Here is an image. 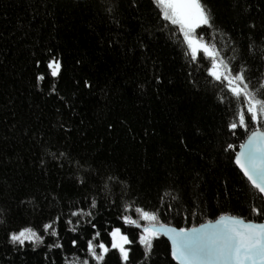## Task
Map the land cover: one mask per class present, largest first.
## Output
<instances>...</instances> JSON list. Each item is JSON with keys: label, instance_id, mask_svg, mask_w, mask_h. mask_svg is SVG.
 Listing matches in <instances>:
<instances>
[{"label": "trees", "instance_id": "1", "mask_svg": "<svg viewBox=\"0 0 264 264\" xmlns=\"http://www.w3.org/2000/svg\"><path fill=\"white\" fill-rule=\"evenodd\" d=\"M201 3L210 25L197 36L264 99V0ZM211 64L155 0H0V264H176L165 238L149 251L125 223L147 226L137 208L182 229L263 221L235 156L264 117L253 123ZM242 109L251 131L229 127ZM25 228L42 242L13 243ZM115 228L132 241L127 261L111 248ZM90 240L97 254L109 247L103 261Z\"/></svg>", "mask_w": 264, "mask_h": 264}, {"label": "snow or ice", "instance_id": "2", "mask_svg": "<svg viewBox=\"0 0 264 264\" xmlns=\"http://www.w3.org/2000/svg\"><path fill=\"white\" fill-rule=\"evenodd\" d=\"M155 3L160 7L165 20H168L172 25L179 26L192 58L194 60L197 58L198 51H203L207 57L211 58L210 75L216 81H225L237 101L241 102L242 100L245 104L251 121L259 123V119L264 117V99L256 98L248 90L243 71L233 75L232 70L223 60L216 59L219 53L213 51L208 44L202 42V38L198 39L195 35L197 28L202 25H210V14L201 0H155ZM48 67L51 70V76L59 75L60 63L58 60L50 61ZM43 79V76L38 77V80ZM229 127L233 130L242 127L246 131H251L243 109L238 112V123H231ZM231 147L229 145V148ZM241 147L244 150L237 156L236 163L254 188L260 194H264V131H253L247 144ZM93 207H95L94 201ZM135 211L139 213L140 220L148 222L147 226L142 228L140 243L150 251L154 238L161 233L169 234L173 244L172 255L180 264H264V224L221 217L216 225L211 226L210 231L207 229H192L190 232L184 229L177 231L165 228L164 225H158L156 213H150L140 208ZM254 211L259 214V210L254 209ZM80 214V212L71 213L73 216ZM87 215H91V213H87ZM123 219L127 224L137 228L142 227L137 220L130 217L125 216ZM68 223L71 224L72 221L69 220ZM93 227L95 226L93 225ZM52 228V224L44 226L45 232ZM50 234L55 236L57 232L53 229ZM99 235L97 232L96 236ZM110 236L112 238L111 248L118 249L123 260L127 261L128 249L125 248V245L131 244L132 241L128 239L127 235L122 234L119 228L114 229ZM10 239L13 243L23 245L25 241L42 242L43 238L35 230L25 228L18 233L11 234ZM98 247L101 250L100 254H97L93 242L91 240L88 242L89 253L97 262H101L110 249L104 243H100Z\"/></svg>", "mask_w": 264, "mask_h": 264}, {"label": "water", "instance_id": "3", "mask_svg": "<svg viewBox=\"0 0 264 264\" xmlns=\"http://www.w3.org/2000/svg\"><path fill=\"white\" fill-rule=\"evenodd\" d=\"M253 131H264V130L259 129V128H256V129L252 130V131L248 134V136L246 137V139L244 140V142L242 143V145H246V144H247L248 139H249V137L251 136V134H252ZM242 145H241V146H242ZM243 150H244V149H242V147H240V148L238 149V152L236 153V156H235V163H236L237 156H238L239 153H240L241 151H243ZM236 165H237V167L239 168V170L242 172V174L244 175L243 170L240 168V166H239L237 163H236ZM244 177L249 181V179H248L245 175H244ZM249 183L252 185V183H251L250 181H249ZM252 186H253V185H252ZM253 187H254V186H253ZM261 195H262V197L264 198V194H261ZM221 217H224V218H237V219L244 220L245 222H251V223H255V224H264V220L261 221V222H256V221H253V220H245V219H243V218H241V217H237V216H234V215H221V216H219V217H217V218H215V219H213V220L205 221V222L200 223V224H198V225H196V226L189 227V228H185L184 230L190 232L192 229H207V230L210 231V230H211V226L216 225L217 222L220 220ZM158 225H164L165 228L175 229V230H177V231H179L180 229H182V228L176 227V226L171 225V224H158ZM142 228H143V227H141L140 229L142 230ZM159 236H161V237H163V238H165V239L167 240V242L169 243V246H170V254H171L172 259L174 260V262H175L176 264H180V262L177 261V260L173 257V255H172L173 244H172V240H171L170 235H169V234H165V233H161Z\"/></svg>", "mask_w": 264, "mask_h": 264}, {"label": "rangeland", "instance_id": "4", "mask_svg": "<svg viewBox=\"0 0 264 264\" xmlns=\"http://www.w3.org/2000/svg\"><path fill=\"white\" fill-rule=\"evenodd\" d=\"M203 26V25H202ZM179 27V26H178ZM198 29V28H197ZM197 29H196V31H197ZM181 34H182V36H183V33L181 32ZM195 35L197 36V34L195 33ZM183 38H184V36H183ZM197 38L199 39V36H197ZM185 40V39H184ZM202 42L203 43H205L203 40H202ZM206 44V43H205ZM186 45H187V43H186ZM187 47H188V45H187ZM210 47V46H209ZM211 48V47H210ZM212 49V48H211ZM188 50H189V52H190V49H189V47H188ZM213 50V49H212ZM214 51V50H213ZM200 52H202L203 53V51H198V53H200ZM190 54H191V52H190ZM204 55H206L205 53H203ZM216 59L217 60H222L221 58H218V57H216ZM211 61H212V59H211ZM211 67H212V64H211ZM211 69V68H210ZM210 69H209V73H210ZM221 71H223V69H221ZM116 229V228H115ZM114 230V229H113ZM122 233V232H121ZM123 234V233H122Z\"/></svg>", "mask_w": 264, "mask_h": 264}]
</instances>
